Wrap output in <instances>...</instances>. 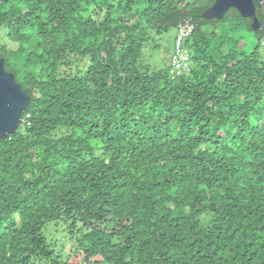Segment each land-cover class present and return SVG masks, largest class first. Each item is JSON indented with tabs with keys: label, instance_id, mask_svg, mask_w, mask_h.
I'll return each mask as SVG.
<instances>
[{
	"label": "trees",
	"instance_id": "obj_1",
	"mask_svg": "<svg viewBox=\"0 0 264 264\" xmlns=\"http://www.w3.org/2000/svg\"><path fill=\"white\" fill-rule=\"evenodd\" d=\"M213 2L0 0V59L30 97L0 139V264H264V11L252 31L202 18ZM59 221L67 258L44 233Z\"/></svg>",
	"mask_w": 264,
	"mask_h": 264
},
{
	"label": "water",
	"instance_id": "obj_2",
	"mask_svg": "<svg viewBox=\"0 0 264 264\" xmlns=\"http://www.w3.org/2000/svg\"><path fill=\"white\" fill-rule=\"evenodd\" d=\"M257 1L260 5H264V0ZM229 9L237 11L242 18L251 19L252 31L261 28L254 0H214L202 14V18L221 20ZM29 101V95L21 90L14 75L5 71L4 60L0 59V139L17 131Z\"/></svg>",
	"mask_w": 264,
	"mask_h": 264
},
{
	"label": "rangeland",
	"instance_id": "obj_3",
	"mask_svg": "<svg viewBox=\"0 0 264 264\" xmlns=\"http://www.w3.org/2000/svg\"><path fill=\"white\" fill-rule=\"evenodd\" d=\"M262 6V10L264 11V5ZM173 31H169L168 34H164L160 37H155L151 40V49L145 53L144 62L149 66L151 70H162L169 66V57L173 49ZM0 45L7 44V40L3 39V33L0 34ZM258 39L252 34H245L243 43L244 52H251L255 45L257 44ZM261 58L264 60V41L263 45L260 47ZM85 62L88 63V59H85ZM75 71V70H73ZM53 229L52 231H50ZM44 233L49 243H52L54 246V250L61 254L64 258H67L70 249L68 248V243H73L75 241V237H71V234L67 230V224L64 221H59L56 223L48 224ZM55 252V253H56ZM70 262L75 263L78 261L73 254L70 255Z\"/></svg>",
	"mask_w": 264,
	"mask_h": 264
},
{
	"label": "built area",
	"instance_id": "obj_4",
	"mask_svg": "<svg viewBox=\"0 0 264 264\" xmlns=\"http://www.w3.org/2000/svg\"><path fill=\"white\" fill-rule=\"evenodd\" d=\"M192 27L190 25L180 26L177 33V43H176V52L172 55L171 66L172 73L174 76H179L181 70L188 67V58L185 55H182L179 45L182 43V40L190 34ZM28 115L26 116V126H29ZM23 121V120H22Z\"/></svg>",
	"mask_w": 264,
	"mask_h": 264
}]
</instances>
